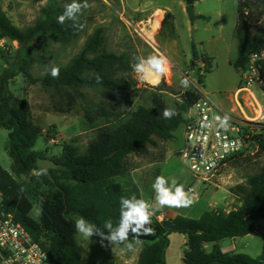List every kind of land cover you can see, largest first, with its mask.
I'll return each mask as SVG.
<instances>
[{"label": "trees", "instance_id": "1", "mask_svg": "<svg viewBox=\"0 0 264 264\" xmlns=\"http://www.w3.org/2000/svg\"><path fill=\"white\" fill-rule=\"evenodd\" d=\"M56 1L47 0L36 23L22 29L11 21L0 0V39L18 43L19 54L12 65L32 84L40 82L43 88L66 98L72 106L80 105L83 112L81 126L84 130H92L94 137L84 151L74 139L63 142L58 154L49 155V149H35L41 136L45 141L54 139L50 134L53 126L44 133V128L35 122L27 100L11 101L7 87L9 77L3 74L0 80V127L9 132L7 151L12 159V172L0 165V191L5 209L44 247L47 264H83L73 215L84 217L102 230L104 222L109 219L116 226L120 198L133 195L142 198L141 189L135 182L125 186L118 180L128 174V158L148 155L151 147L174 140L176 131L185 122V113L197 102L200 91L187 90L180 98L167 100L170 96L162 81L151 91L149 105H132L127 99L136 85L129 75L131 58L125 53L106 50L102 27L94 30L67 65H57L60 69L58 78H53L50 70L35 77L30 70L33 59L20 52L37 36L45 35L55 42H66L78 37L81 31L71 27V21L64 25L57 23L64 7L57 5ZM183 1L187 5L199 0ZM170 15L167 13L165 19ZM235 36L238 53L232 65L239 70L246 66L254 52L264 49V0H239ZM192 55L199 57L194 45ZM1 57H6L4 51ZM209 60L204 57L203 62L209 64L210 73ZM261 77H264V68ZM125 102L131 105L128 111L118 108ZM166 107L175 108L178 114L164 119L162 113ZM54 110L64 112L59 105H54ZM255 136L259 140L258 153L264 155V134L258 132ZM45 158L55 164L49 169L53 180L37 164L38 159ZM251 159L235 158L232 166ZM35 172L49 186L38 201L40 215L37 218L32 216L34 203L18 179ZM231 192L238 196L240 206L228 212L224 209L208 210L199 218L177 215L171 219L176 230L164 228L161 221L152 216L151 227L158 239L142 248L138 264H166L165 252L171 231H179L186 237L183 264H264V242L262 252L256 258L245 253L224 252L219 245L224 238L254 233L259 221L264 219V162L258 172L247 176L246 183L233 186ZM206 244H212L211 251L206 250Z\"/></svg>", "mask_w": 264, "mask_h": 264}, {"label": "rangeland", "instance_id": "2", "mask_svg": "<svg viewBox=\"0 0 264 264\" xmlns=\"http://www.w3.org/2000/svg\"><path fill=\"white\" fill-rule=\"evenodd\" d=\"M57 5L65 7L71 0H57ZM82 2V0H81ZM47 0H2L3 10L11 21L19 28H27L36 23L41 17V10L47 5ZM91 7L80 15L79 23L83 24L78 37L66 42H55L45 35L37 36L20 53L24 57H31L33 63L30 70L35 77L45 75L53 66L67 65L80 51L90 35L98 27L105 33V48L117 54L125 53L131 58V65L136 57L163 54L170 61L168 73L161 78L168 90L170 100L180 98L187 90L206 91L209 93H228L235 89L241 80V71L232 65L237 57L238 42L235 28L238 18L239 0H199L193 4L195 20L190 22L186 13V3L183 0H88ZM162 10L160 25L154 33L156 43L150 40L145 31H151V19L155 13ZM167 13L171 15L165 19ZM148 38V39H147ZM195 46L199 57L192 55V46ZM18 43L0 39V48L5 53L1 57L0 51V80L7 74V87L11 94V101L25 99L31 107L32 115L37 124L44 128V133L52 127L50 134L54 142L46 144L44 136L37 141L35 149H49V155L58 154L61 144L75 140L84 151L88 142L94 137L92 130H84L81 126L83 112L79 104L71 105L66 98H60L52 91L43 88L40 82L32 84L18 69L12 65L17 60ZM215 56V62L214 58ZM209 58V64L203 62ZM129 75L135 80V87L128 93L127 99L132 105H149V95L158 84H149L138 80L132 66ZM187 77L190 81L188 88L180 85V80ZM199 78H202V82ZM159 82V83H160ZM171 88V89H169ZM264 104V100L262 101ZM54 105H59L64 112H56ZM118 108L128 111L131 105L123 104ZM181 130L175 133V139L160 142L159 146L151 147L150 153L144 156L131 155L128 160V174L118 180L125 186L135 182L140 189L150 186L160 169L164 174L173 172H190L178 154L181 140ZM8 130L0 127V165L12 172V159L7 151ZM168 157L165 165L161 166L160 159ZM264 162L263 154H256L249 161L232 166L228 179L231 182L246 183L247 176L260 170ZM228 172V173H229ZM34 203L32 216L40 215L38 201L47 192L49 186L43 182L35 172L18 178ZM185 190L189 187L184 184ZM213 188V186H208ZM198 191V190H197ZM80 216L73 215L75 220ZM260 229L251 240L253 245L242 250L256 258L255 247H259L264 237V219L260 220ZM131 234V233H130ZM155 234V233H154ZM152 236V237H151ZM78 242L82 247L83 264H126L118 254V246L109 245L98 237L83 239L77 234ZM146 242L156 239V235H148ZM139 241V238H138ZM137 238H135V243ZM262 245V244H261ZM263 246V245H262ZM261 246V247H262ZM132 264L136 262L132 261Z\"/></svg>", "mask_w": 264, "mask_h": 264}, {"label": "built area", "instance_id": "3", "mask_svg": "<svg viewBox=\"0 0 264 264\" xmlns=\"http://www.w3.org/2000/svg\"><path fill=\"white\" fill-rule=\"evenodd\" d=\"M263 68L264 49L254 52L246 66L239 69L241 80L231 95L229 107L218 99L222 92L202 90L197 102L185 113L178 154L205 189L223 185L233 159L254 158L259 152L255 135L264 134V104L255 94L254 86L261 81ZM225 114L230 117L227 129L220 128L214 120ZM205 123L210 126L202 127ZM188 190L192 197L198 195L193 186ZM46 260L47 253L41 243L5 209L0 191V264H47Z\"/></svg>", "mask_w": 264, "mask_h": 264}, {"label": "clouds", "instance_id": "4", "mask_svg": "<svg viewBox=\"0 0 264 264\" xmlns=\"http://www.w3.org/2000/svg\"><path fill=\"white\" fill-rule=\"evenodd\" d=\"M90 7L88 0H82V2L81 0H71L70 3L65 5L63 13L58 15L57 23L64 25L66 21H71V27L82 29L83 24L79 23L80 15ZM135 59L136 62L131 66L137 74L138 80L149 84H159L160 78L170 68V61L163 54L136 57ZM59 74V67L53 66L50 69V75L53 78H58ZM97 79L99 80V77ZM180 85L183 88H188L190 85L189 79L187 77L182 78ZM177 114L173 107H166L162 113L164 119H171ZM214 120L220 128L227 129L229 127L230 117L227 114L223 117L216 116ZM209 126L207 123L202 124V127ZM152 189L155 193L152 202L137 198L134 195L120 198L119 222L116 226L109 219L104 222L102 230L84 217L76 218L74 225L77 234L86 240L98 236L102 240H106L109 245L119 246L124 244L131 250L133 243L129 239L130 233L133 238H137V242L141 236L154 234L155 230L151 227V218L156 211L164 207H189L193 203L191 190L186 191L184 185L178 184L175 178H171L169 181L168 178L162 175L157 176L152 184Z\"/></svg>", "mask_w": 264, "mask_h": 264}, {"label": "crops", "instance_id": "5", "mask_svg": "<svg viewBox=\"0 0 264 264\" xmlns=\"http://www.w3.org/2000/svg\"><path fill=\"white\" fill-rule=\"evenodd\" d=\"M215 62V56L212 55ZM239 85V84H238ZM237 87V86H236ZM235 87V89H236ZM234 89V90H235ZM230 91L228 93L222 94L219 96L220 102L225 106L229 107L231 105L230 98L233 93V91ZM254 91L257 97L263 101L264 100V77H261V81H259L254 86ZM182 130H181V140L179 146L182 144ZM54 142V139H51L49 141H46V144H51ZM48 149V148H47ZM168 161V157L164 159V161L161 162V166L165 165ZM226 171V179L223 185L220 188H204V185L201 181L196 180L190 172H176V171H169L168 173L164 174V169L159 170L158 176H164L171 180V178H175L178 184H188V186H193L196 191L198 192V195L195 197H192L193 203L189 207H181V208H169L164 207L160 209L159 211H156L155 217L159 221H162L164 219L171 220L177 215H182L190 218H199L205 211L208 210H216V209H224L226 212L235 209L236 207L240 206L241 202L234 193L231 192V188L237 184H243L242 181L239 182H231L228 175H230V172ZM154 182V181H153ZM153 184V183H152ZM152 184L148 186L145 189L141 188V196L142 199H145L149 202L154 201L155 193L152 189ZM262 220V219H261ZM260 222L258 229L249 235L243 236V237H235V238H224L219 241V245L221 249L224 252H235V253H242V250L249 249L253 243L251 240L255 239L256 233L260 229ZM156 235V239L151 242H146L144 238L147 236H141L139 237V241L135 243V238L132 237V234H130V242L133 243V248L129 250L124 244L119 245L118 247V254L120 257L124 260L126 264H132V261L136 262L138 264V256L142 248L146 244H152L157 241L158 237L156 232H154ZM152 237V236H151ZM169 238V245L165 252V262L166 264H183V249L186 243V237L183 233L179 231H171L168 234ZM264 242V237L262 239V243L259 244V247H255V252L259 256L262 252V245ZM262 244V245H261ZM206 250L209 252L212 249V244H206L205 245Z\"/></svg>", "mask_w": 264, "mask_h": 264}, {"label": "water", "instance_id": "6", "mask_svg": "<svg viewBox=\"0 0 264 264\" xmlns=\"http://www.w3.org/2000/svg\"><path fill=\"white\" fill-rule=\"evenodd\" d=\"M186 13L189 17L190 22L193 24L195 20L193 4H187ZM37 164L43 170V172L46 173L50 179H52L49 169L55 167L54 162L50 159L45 158V159H38ZM161 225L166 229L176 230V226L169 219L162 220Z\"/></svg>", "mask_w": 264, "mask_h": 264}, {"label": "bare ground", "instance_id": "7", "mask_svg": "<svg viewBox=\"0 0 264 264\" xmlns=\"http://www.w3.org/2000/svg\"><path fill=\"white\" fill-rule=\"evenodd\" d=\"M162 14H163V11L160 10V11H157L156 10V13H155V16L153 19H151L150 21V24H151V31H145V34L147 35V37L150 39L151 42L153 43H156V40L154 38V33L157 31V29L159 28V25H160V20H161V17H162ZM168 72H166L167 74ZM162 78V77H161ZM161 78H160V81H161Z\"/></svg>", "mask_w": 264, "mask_h": 264}]
</instances>
